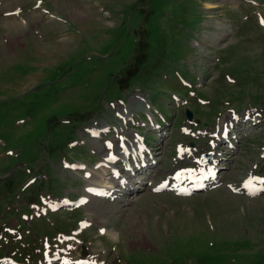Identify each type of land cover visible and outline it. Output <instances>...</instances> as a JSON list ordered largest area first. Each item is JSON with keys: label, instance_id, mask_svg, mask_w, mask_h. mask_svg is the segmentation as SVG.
<instances>
[{"label": "rangeland", "instance_id": "rangeland-1", "mask_svg": "<svg viewBox=\"0 0 264 264\" xmlns=\"http://www.w3.org/2000/svg\"><path fill=\"white\" fill-rule=\"evenodd\" d=\"M10 7L0 5V230L17 225L22 244L4 234L0 256H23L26 264H44L48 253L102 264H264L263 195L230 193L224 185L189 196L148 189L212 149L217 123L232 111L247 116L250 133L233 148L216 144L224 157L218 176L236 184L248 174L264 176V27L255 20L264 19V0H45V15L35 8L2 17ZM132 94L145 97L170 128L159 136L149 131L140 112L145 100ZM119 107L138 120L130 128L147 133L158 160L150 174L159 173L142 185L131 177L128 184L137 186L125 189L129 194L50 213L38 196L85 194L87 183L64 162L91 167L99 157L83 130L105 121L128 127L115 117ZM184 107L201 124L187 121ZM181 126L197 130L182 134ZM180 143L195 147L183 163L174 154ZM32 201L47 214L36 218ZM31 210L32 220L20 217ZM84 218L88 225L63 239ZM9 242L16 252L3 254Z\"/></svg>", "mask_w": 264, "mask_h": 264}, {"label": "bare ground", "instance_id": "bare-ground-1", "mask_svg": "<svg viewBox=\"0 0 264 264\" xmlns=\"http://www.w3.org/2000/svg\"><path fill=\"white\" fill-rule=\"evenodd\" d=\"M214 3V2H212ZM212 3H207V7L208 8H214L215 5H213ZM216 4V3H215ZM139 97L138 95H133V98H136ZM119 105V104H118ZM97 134V128L94 126V125H91L89 127H87L85 130L87 131L88 133V140H92V142L90 143V146L92 147L91 149L93 151H95L97 154H98V157L100 158L99 160H101L102 162L104 163H101L99 164V162H96V164L92 165L91 167L82 163V162H78L79 165L78 167H83V170L84 172L83 173H80L78 172V174L84 179V180H87L88 184H89V189L90 190H93V191H97L96 188H98V190H101V186H104V187H107L106 185H110V184H105V182H103L102 180L99 181L98 178H101L100 175H105V174H110V169L111 167H113V164L110 163L109 161H107L106 159L109 157L110 154H117L119 158L123 157H127L128 153L130 152H135L136 149H138L140 146H139V143L137 142L138 138L137 136L134 134L135 132H137L136 130L134 129H131L129 128V130L127 131H121V129H119L120 132H118L114 137L113 139L111 140H107L104 142L103 139H101L100 137H98L97 135H95V132ZM220 133H221V130H220ZM122 135V137L120 136ZM120 140L122 143H124L125 145V148L124 149H120L119 148V143H120ZM110 145V147H109ZM185 147H179L178 150H179V157H182L184 156V154H187V152L185 151ZM210 154H211V160L210 162L204 164V165H199L198 168H196L195 170H186V169H182L181 172H180V176H185L186 179L188 178H192V181H193V184H195V181L196 179L200 176L201 174V170H204L205 172L204 173H209V172H213L214 171V166H213V163L212 162H216V160L218 159L217 155L218 153L216 152H211L210 151ZM121 156V157H120ZM183 161V160H182ZM157 166V165H155ZM181 167V166H178L176 169L170 171V172H166L164 175H162L159 179L162 180V179H166V177L170 178L171 174L174 172V171H177V169ZM140 168V167H139ZM120 169L122 170H126V163H123L122 166L120 167ZM149 170V169H148ZM137 171V170H136ZM147 171V170H146ZM151 172L153 170H150ZM190 173V174H187V173ZM94 175H93V174ZM126 172L124 171V174ZM156 173H159L158 170H155V173L153 175H156ZM97 174V175H96ZM111 176V174H110ZM104 178V177H103ZM144 178V177H143ZM142 178V179H143ZM120 178H118V183ZM139 179V180H138ZM142 179L140 178H136V182H140V184L144 183L142 181ZM157 179L155 183L159 182L160 180ZM89 180V181H88ZM159 180V181H158ZM151 181V180H150ZM148 181V182H150ZM263 183H264V180H262ZM92 182H95L94 185ZM154 183V184H155ZM153 185H150L149 186V189L152 188ZM96 185H99L96 186ZM136 188V186H126V191H130V190H134ZM98 196H87L85 197L84 196V201L82 204H85V203H90L91 199H96ZM62 200H69V199H62ZM90 200V201H89ZM55 203V202H54ZM102 209H104L102 207ZM92 210V209H91ZM85 219V218H84ZM83 219V220H84ZM92 220V219H91ZM85 222L88 221V220H84ZM89 222V221H88ZM103 225V224H101ZM83 226V224H81L79 227ZM98 228L99 227H102L103 226H97ZM107 230H104V233H106ZM108 232H110V230H108ZM110 236V235H109ZM112 238L113 236L116 237V234H111ZM57 254V253H56ZM77 258V257H76ZM75 258V259H76ZM82 258V257H81ZM74 259V258H73ZM91 259V258H90ZM48 261L50 260V258L48 257L47 259ZM79 259H76L74 260L73 262H77ZM91 263H94V262H91ZM95 263H98L96 260H95Z\"/></svg>", "mask_w": 264, "mask_h": 264}, {"label": "water", "instance_id": "water-1", "mask_svg": "<svg viewBox=\"0 0 264 264\" xmlns=\"http://www.w3.org/2000/svg\"><path fill=\"white\" fill-rule=\"evenodd\" d=\"M208 159V155L202 157V160Z\"/></svg>", "mask_w": 264, "mask_h": 264}, {"label": "crops", "instance_id": "crops-1", "mask_svg": "<svg viewBox=\"0 0 264 264\" xmlns=\"http://www.w3.org/2000/svg\"><path fill=\"white\" fill-rule=\"evenodd\" d=\"M25 1H31V0H25Z\"/></svg>", "mask_w": 264, "mask_h": 264}, {"label": "trees", "instance_id": "trees-1", "mask_svg": "<svg viewBox=\"0 0 264 264\" xmlns=\"http://www.w3.org/2000/svg\"><path fill=\"white\" fill-rule=\"evenodd\" d=\"M144 54V53H143ZM136 58V57H135Z\"/></svg>", "mask_w": 264, "mask_h": 264}]
</instances>
